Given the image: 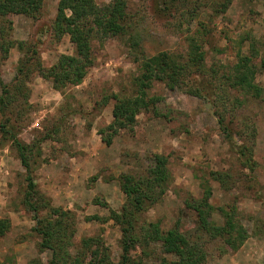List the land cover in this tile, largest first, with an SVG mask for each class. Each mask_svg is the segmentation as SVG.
<instances>
[{"label": "rangeland", "instance_id": "374dc122", "mask_svg": "<svg viewBox=\"0 0 264 264\" xmlns=\"http://www.w3.org/2000/svg\"><path fill=\"white\" fill-rule=\"evenodd\" d=\"M95 1L101 5L112 0ZM225 1L188 0L187 6L173 8L172 15H158L154 13V0H129L127 18L142 37V46L149 56L160 51L186 55L188 36L196 33L210 69L196 83L189 80L176 89L154 82L149 95L158 97V102L142 110L133 127L121 129L111 145L102 140L99 130L113 121L115 99L107 105L99 101L105 95L135 93V78L140 75L134 61L138 53L130 48L128 36L93 40V66L80 85L69 86L63 93L38 72L31 74L20 137L30 143L46 129L53 130L52 138L41 143V155L35 150L30 159L39 190L54 206L74 214L77 232L72 253L82 238L100 236L103 250L109 252L108 259L119 261L121 226L112 219L103 220L110 209L102 204L107 202L121 212L126 195L119 176L145 175L153 165L154 154H165L171 184L158 202L143 212L138 226L159 222L167 230L180 218L184 229L195 233L197 216L186 208L185 202L190 197H201L202 182L209 179L213 187L211 202L216 208L213 220L223 223L218 208L236 205L238 219L250 239L237 251L230 250L222 257L209 256L205 264H264V101L252 98L232 111L233 96L243 95L232 92V99L225 96L226 123L238 143L245 141L253 148L252 169L231 149L216 116V110H225L224 100L218 98L223 88L219 87L221 76L241 53L250 52L252 43L259 52L255 58L259 67L256 82L264 88V0H232L226 11H221ZM58 4L59 0H44L37 18L11 15L10 36L16 42L24 41L25 48L20 49L17 43L8 53L0 49V73L5 82L13 81L20 60L27 55L34 60L38 57L49 67L59 54L74 53L69 35L57 38L53 31ZM193 8L197 19L188 23L184 18L180 27V10ZM189 25L191 31L187 29ZM33 48L37 49L36 54ZM195 84L203 88V97L190 92ZM107 134L106 131L104 135ZM82 152L91 154L89 160L96 173L81 164ZM215 170L227 173L225 185L210 176ZM24 173L11 142L0 133V218L11 221L10 231L0 238V264H30L33 260L35 264H52L51 252L39 250L40 237L32 231L36 224L34 213L22 203ZM93 215L100 219H88ZM132 256L142 258L145 264H174L175 260L174 256L163 254L156 243L145 248L138 245Z\"/></svg>", "mask_w": 264, "mask_h": 264}, {"label": "trees", "instance_id": "16d2710c", "mask_svg": "<svg viewBox=\"0 0 264 264\" xmlns=\"http://www.w3.org/2000/svg\"><path fill=\"white\" fill-rule=\"evenodd\" d=\"M231 1L226 0L222 3L221 11H226ZM43 2L44 0H0L1 50L8 53L17 43L20 49L25 48L24 41L16 42L10 36L13 30L11 15L24 14L37 18ZM187 3L188 0H154V13L172 15L173 8ZM128 7L129 0H112L101 5L95 0H59L53 31L57 38L69 35L74 45V53L59 54L56 62L49 67L45 66L38 57L34 60L33 56L27 55L20 60L17 74L10 83L5 82L0 73V115L2 116L0 133L5 140L11 142L25 169L22 203L34 213L36 224L32 231L40 237L39 250L51 252L52 264H145L142 258H134L132 251L138 245L145 248L151 243L159 244L163 254L174 256V264H205L211 255L222 257L230 250H239L249 238L247 228L238 219L236 205L218 208L224 217L223 223L213 220V212L216 208L211 202L213 187L209 179L202 182L204 194L201 197L186 199V208L191 209L197 216L195 233H190L184 229L180 218L167 230H163L159 222L138 226L143 212L157 203L171 184L172 176L167 155L154 154L153 165L145 175L122 173L119 182L121 190L126 195L122 211L112 209L107 202L102 204L110 209L109 216L103 220L112 219L121 226L122 230V253L119 261L115 263L108 259L109 252L103 250L100 236L82 238L80 245H77L76 251L72 253L73 239L77 232L74 214L70 210L54 206L51 199L38 188L30 157L35 150H38V156L41 155V143L52 138L53 130L46 129L30 143L20 137L23 112L28 104V81L31 74L34 71L38 72L62 93L69 86L80 85L94 64L93 40L97 38L128 36L130 48L138 53L134 61L138 63L140 70V75L135 78L134 94L105 95L99 101L102 105H107L112 98L115 99L113 121L106 128L99 130L102 140L107 145L112 144L121 129L133 127L142 110L158 102V97L149 95V89L154 82L160 81L168 88L176 89L189 80L196 83V79L205 75L207 69H210L206 63V52L198 41L196 33L188 36L189 51L186 55L160 51L149 56L142 46V37L135 32V25L127 18ZM196 14L194 8L180 10L182 22L178 20L179 26H183L184 18L189 21L188 23L195 21ZM187 29L191 31L190 25ZM27 50L30 52L29 47ZM32 51L35 54L38 52L36 48ZM258 54L256 44L252 43L250 52L241 53L236 62L230 66V70L221 76L219 87L223 88L220 94L218 92V98L220 101L224 100L225 110H216L218 122L231 149L251 169L254 164L253 148L245 141L238 143L232 134L231 126L226 123L224 113L227 109L225 99L226 97L232 99L229 96L232 92L243 95V98L232 95L234 100L232 111L252 98L264 101V88L256 82L259 67L255 58ZM262 63L264 67V58ZM197 85L191 87L190 92L203 97V88ZM209 85L210 83L207 85L208 88ZM54 131H59V125ZM106 131L108 134L104 135ZM209 174L225 185L226 172L215 170ZM91 218L100 219L98 215L88 217ZM10 228V219L0 218V238L5 236ZM35 261H31L30 264H35Z\"/></svg>", "mask_w": 264, "mask_h": 264}, {"label": "crops", "instance_id": "0c3cea01", "mask_svg": "<svg viewBox=\"0 0 264 264\" xmlns=\"http://www.w3.org/2000/svg\"><path fill=\"white\" fill-rule=\"evenodd\" d=\"M84 151H86V149H84ZM90 157H91V154L85 155V152L80 153V156H79V158L81 160V164L84 165V168H87V166H88L90 168V170L92 171V173H96V169L92 170V167H94V166H92V164L90 163L91 162V160H89ZM107 164H106V166H107ZM113 172H114V175L118 176V174L114 170H113ZM249 239H250V237H249ZM249 239L246 240V242L244 243L242 248L245 247V245L247 244Z\"/></svg>", "mask_w": 264, "mask_h": 264}]
</instances>
